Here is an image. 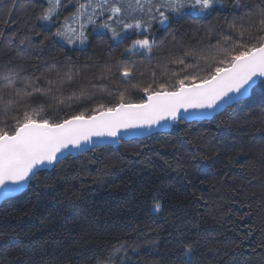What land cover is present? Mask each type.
Segmentation results:
<instances>
[{"label":"trees","instance_id":"16d2710c","mask_svg":"<svg viewBox=\"0 0 264 264\" xmlns=\"http://www.w3.org/2000/svg\"><path fill=\"white\" fill-rule=\"evenodd\" d=\"M76 2L43 21L47 0H0V129L25 111L57 123L144 102L180 80L199 83L257 43L241 25L247 30L264 8V0H216L200 10L188 0L163 25L139 10L105 12L83 21L81 40L75 18L76 34L61 28ZM121 18L151 27L125 29ZM105 21L110 28L96 26ZM58 28L66 35H54ZM145 38L151 51L134 43ZM262 80L211 119L179 120L39 171L0 203V264H96L113 246L121 264H264Z\"/></svg>","mask_w":264,"mask_h":264},{"label":"snow or ice","instance_id":"6c2138e0","mask_svg":"<svg viewBox=\"0 0 264 264\" xmlns=\"http://www.w3.org/2000/svg\"><path fill=\"white\" fill-rule=\"evenodd\" d=\"M215 2L216 0H191V6L208 10ZM67 3L68 0H47V6L42 10L39 19H58L60 9L66 7ZM187 3L188 0H156L155 3L153 0H77L73 12L64 17L61 28L76 34L78 29L71 23L75 18L80 22L79 38L83 40L85 19L87 23L94 24L105 12L110 13L109 19H112L122 17L126 12L131 15L136 10L146 12L149 20H158L163 25L169 20L171 13H180ZM257 15L260 19L255 24L250 23L247 30L241 25L240 32L243 36L248 31L249 38L255 37L257 43L242 46L243 50L231 55L230 60L220 62L226 63V66L215 67L214 72L209 73L199 84L194 82L195 78L191 85L180 80L176 91L154 92L148 96L146 102L140 104L121 102L115 108L101 112L99 116L85 118L83 115H76L62 122L50 123L48 119L37 120L25 111L22 117L14 118V124L5 121V127L0 129V188L7 186L8 191L18 190V187L12 186H21L30 178L37 177L39 166L56 163L58 154L64 149L69 146L80 148L94 136L117 137L121 129L150 128L159 125L161 121H176L180 118L181 110L187 112L189 109H214L225 98L233 99V94H246L249 88L256 85L257 78H264V8ZM120 23L125 29H141L145 25L151 27L148 21L140 19L125 23L121 18ZM96 26L105 29L111 27L106 21ZM61 28L54 35H66ZM111 31L114 35L118 34L115 28H111ZM134 43L151 51L152 43L146 38ZM179 62L183 63L182 60ZM123 74L125 77L129 76L127 70ZM260 87H264V80ZM160 210L161 205L155 203L153 211ZM148 243L156 245L158 242L150 240ZM185 247V254L193 251L190 245ZM121 251L122 249L113 246L106 255L97 258L96 264H121L116 258Z\"/></svg>","mask_w":264,"mask_h":264},{"label":"water","instance_id":"95a60500","mask_svg":"<svg viewBox=\"0 0 264 264\" xmlns=\"http://www.w3.org/2000/svg\"><path fill=\"white\" fill-rule=\"evenodd\" d=\"M258 80H259V78H257L256 82ZM199 83H201V82H199ZM199 83H196V84H199ZM174 91H176V90H174ZM250 91H251V88L248 89L246 94H242V95L241 94H233V96H234L233 99L225 98V101H221L218 104V106L214 109H189L187 112H185L184 110H181L180 118L176 121H179V120L202 121V120H206V119H211L215 115H218L219 113L223 112L225 109H227L229 106H231L236 101L244 99L245 97H247L249 95ZM169 92H171V91H169ZM149 95L146 96V99L144 100V102L147 101ZM141 103H143V102H141ZM132 104H140V103H132ZM104 111H106V110H104ZM101 112H103V111H101ZM101 112L93 114V115L99 116L101 114ZM93 115H91V116H93ZM88 117H90V116H88ZM88 117H85V118H88ZM176 121H172V120L161 121V123L159 125H153L150 128L149 127H142V128H135V129H121V131L117 137H108V136L95 137L94 136V137H92L90 142L83 144L80 148H75V147L69 146V148L64 149L61 153L58 154V161L56 163H58L59 161H61L62 159H64L65 157H67L69 155H77V154L82 153L86 150L93 149L96 147H100V146H104V145L116 146L121 140H129L132 138H146V137H149L150 135H152L154 133L169 131L171 129L173 123ZM56 163H54L52 165L39 166L38 172L51 169V168H53V166ZM32 179L33 178H30L28 181L23 182L21 186H12L14 188L18 187V190H16V191H8L7 186L4 188H0V203L7 198H11V197H14V196L22 193L26 189L27 185L29 184V182Z\"/></svg>","mask_w":264,"mask_h":264}]
</instances>
